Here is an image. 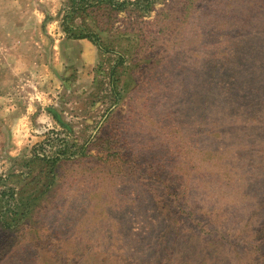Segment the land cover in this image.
<instances>
[{"label": "rangeland", "instance_id": "obj_1", "mask_svg": "<svg viewBox=\"0 0 264 264\" xmlns=\"http://www.w3.org/2000/svg\"><path fill=\"white\" fill-rule=\"evenodd\" d=\"M43 159L0 264H264V0H0V212Z\"/></svg>", "mask_w": 264, "mask_h": 264}, {"label": "trees", "instance_id": "obj_2", "mask_svg": "<svg viewBox=\"0 0 264 264\" xmlns=\"http://www.w3.org/2000/svg\"><path fill=\"white\" fill-rule=\"evenodd\" d=\"M64 31L65 33H67L69 38L89 40V41H91V38H92L91 36H88V35H82L80 33H77V34L73 33L68 26L64 27ZM42 162L45 164L47 163L48 168H49L48 171L44 172V175H34V176L31 175L32 180H34L35 178L39 176V180L37 182H38V185L43 182L42 191L38 192L36 195H33V197H31L30 200L26 198V201L24 203H21L19 207L15 205L12 210L4 209L3 211H1L0 214L1 216H3V218L6 221L16 222L24 218L26 219L27 218L26 212L29 211L28 209L29 206L31 209L32 204H34L35 201L43 197L46 193V189H49L52 186L53 181H54V175H53L54 162L53 161L50 162L44 159L42 160ZM3 195L4 193L0 192V196H3Z\"/></svg>", "mask_w": 264, "mask_h": 264}]
</instances>
